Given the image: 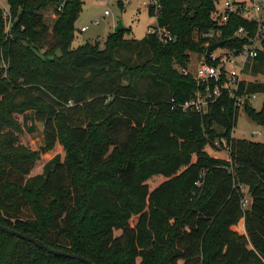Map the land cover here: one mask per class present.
I'll return each instance as SVG.
<instances>
[{
    "label": "trees",
    "instance_id": "trees-1",
    "mask_svg": "<svg viewBox=\"0 0 264 264\" xmlns=\"http://www.w3.org/2000/svg\"><path fill=\"white\" fill-rule=\"evenodd\" d=\"M5 1L0 224L92 264H264V143L230 135L237 112L225 93L201 112L178 106L195 89L178 69L189 52H201L193 32L213 25L217 0H157L156 11H146L170 41L147 31L125 38L122 27L101 47L70 45L83 0ZM237 25L246 22L229 16L223 35ZM247 68L263 79L242 80L238 89L263 96L257 109L246 103L242 110L264 127V40ZM34 122L37 149L18 139ZM218 137L225 158L204 150L215 149ZM55 142L62 156L30 174ZM154 173L169 178L148 190L143 181ZM0 264L83 263L0 230Z\"/></svg>",
    "mask_w": 264,
    "mask_h": 264
},
{
    "label": "built area",
    "instance_id": "built-area-1",
    "mask_svg": "<svg viewBox=\"0 0 264 264\" xmlns=\"http://www.w3.org/2000/svg\"><path fill=\"white\" fill-rule=\"evenodd\" d=\"M217 1H219L220 6L215 7L210 12L213 25L196 29L193 32V39L201 40L203 45L199 59L192 71L185 67L180 69V73L189 74L195 82L204 83V93L200 90L202 87L196 86L192 95L178 104L181 109L201 112L218 94L225 93L232 99V107L237 112L239 106L241 108L243 104L250 103L256 94L243 89L239 90L238 86L239 82L242 81L239 75L262 48L264 40V0ZM140 3L146 8L150 6L153 12L158 7L157 0H141ZM2 10L3 15H5L6 10ZM102 14H108L107 10H103ZM229 16H238L246 22V25H237L227 35H223L226 20ZM85 28L86 25L80 26L77 30L83 31ZM146 31L154 34L161 42L172 39L168 31L155 24L153 27L147 28ZM215 41L220 43L205 55L206 46ZM250 133L256 135L259 130L251 129ZM212 143L215 146H222L227 152L225 138H215ZM241 188L242 186L240 187L242 191ZM247 203L248 197L242 196L240 206L245 207Z\"/></svg>",
    "mask_w": 264,
    "mask_h": 264
},
{
    "label": "rangeland",
    "instance_id": "rangeland-1",
    "mask_svg": "<svg viewBox=\"0 0 264 264\" xmlns=\"http://www.w3.org/2000/svg\"><path fill=\"white\" fill-rule=\"evenodd\" d=\"M140 1L141 0H83L80 6V10L73 22V38L70 42V45L75 46L84 41H95L97 42L98 47H101L102 40L104 39L106 33L112 31V28L117 23V21L120 22L123 28L127 29V31H123V37H132L135 39L141 38L145 34L147 28L153 27L155 21L154 16L147 13L146 7L141 4ZM215 4L216 7L220 6L219 1H216ZM0 7L6 10L5 0H0ZM105 9L107 10L108 14L103 15L102 11ZM41 13L45 22L49 24L53 18L51 9L49 7L44 8L41 10ZM84 25H86V28L83 31L77 30L80 26ZM39 50L41 51V49ZM199 55L200 52H189L188 60L184 67L192 71L195 63L199 59ZM178 71L180 72V68L178 69ZM239 76L242 80L263 79V75H261L260 73L251 72L247 68V66ZM194 84L195 87H202L200 90H202V93H204V83L194 81ZM262 96V93H256L249 104L253 108L257 109L259 107ZM239 107L236 114L235 124L230 130V135L264 143V127L250 120L242 110V107ZM16 120H21L20 115L16 116ZM34 125L35 128L33 131H26L23 128V130L18 133V139L20 140V142L27 145L31 149H37L41 144L40 123L34 122ZM23 126L25 127L26 125ZM251 129H258L259 133L253 135L250 133ZM204 150L212 156L221 158L226 157V151L222 146H215V149L204 146ZM57 153L60 157L62 156L61 147L57 142H55L50 149L40 153L39 158L29 169V173L31 174L38 172L41 168V164ZM179 171L180 169L176 171V173H178ZM167 178H169V176H164L161 173H154L146 177L143 183H145L147 189L150 190L162 180ZM241 189L244 192L245 187L242 186ZM244 196H246L245 193ZM145 203L147 202L145 201ZM134 218V215L130 216L128 221L129 225L132 224ZM234 228L237 230H241V222H237Z\"/></svg>",
    "mask_w": 264,
    "mask_h": 264
},
{
    "label": "water",
    "instance_id": "water-1",
    "mask_svg": "<svg viewBox=\"0 0 264 264\" xmlns=\"http://www.w3.org/2000/svg\"><path fill=\"white\" fill-rule=\"evenodd\" d=\"M121 28H122V25L120 24L119 21H117V23L113 26L112 31H116V30L121 29ZM219 43H220L219 41H215V42H212V43L208 44L206 46V48H205L204 54L206 55L212 48H214ZM0 230H3V231H5V232H7L9 234L14 235V236L26 239V240L34 243L38 247L42 248L43 250H45L47 252H50L52 254L62 255V256H67V257H70V258H74V259L82 262L83 264H92L89 260H87L82 255H79V254H76V253H73V252H66V251H63V250H60V249H56V248L50 247V246L42 243L38 239H36V238H34V237H32V236H30L28 234L16 231L14 229L8 228V227L3 226L1 224H0Z\"/></svg>",
    "mask_w": 264,
    "mask_h": 264
},
{
    "label": "crops",
    "instance_id": "crops-1",
    "mask_svg": "<svg viewBox=\"0 0 264 264\" xmlns=\"http://www.w3.org/2000/svg\"><path fill=\"white\" fill-rule=\"evenodd\" d=\"M141 2V1H140Z\"/></svg>",
    "mask_w": 264,
    "mask_h": 264
}]
</instances>
